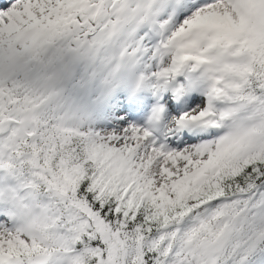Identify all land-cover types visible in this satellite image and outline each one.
<instances>
[{
    "label": "snow or ice",
    "instance_id": "snow-or-ice-1",
    "mask_svg": "<svg viewBox=\"0 0 264 264\" xmlns=\"http://www.w3.org/2000/svg\"><path fill=\"white\" fill-rule=\"evenodd\" d=\"M0 264H264V0H0Z\"/></svg>",
    "mask_w": 264,
    "mask_h": 264
}]
</instances>
